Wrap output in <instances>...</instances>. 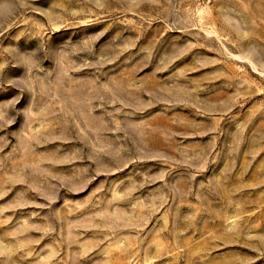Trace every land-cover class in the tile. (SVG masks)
<instances>
[{"label": "rangeland", "instance_id": "obj_1", "mask_svg": "<svg viewBox=\"0 0 264 264\" xmlns=\"http://www.w3.org/2000/svg\"><path fill=\"white\" fill-rule=\"evenodd\" d=\"M0 264H264V0H0Z\"/></svg>", "mask_w": 264, "mask_h": 264}]
</instances>
